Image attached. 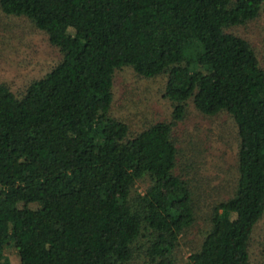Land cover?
Returning a JSON list of instances; mask_svg holds the SVG:
<instances>
[{
  "label": "trees",
  "instance_id": "1",
  "mask_svg": "<svg viewBox=\"0 0 264 264\" xmlns=\"http://www.w3.org/2000/svg\"><path fill=\"white\" fill-rule=\"evenodd\" d=\"M0 11L60 53L21 93L0 82V264H250L264 216V68L230 29L264 0H0ZM123 66L165 76L169 122L132 134L110 115ZM188 103L231 117L237 176L179 261L206 169L179 159L172 137Z\"/></svg>",
  "mask_w": 264,
  "mask_h": 264
},
{
  "label": "rangeland",
  "instance_id": "2",
  "mask_svg": "<svg viewBox=\"0 0 264 264\" xmlns=\"http://www.w3.org/2000/svg\"><path fill=\"white\" fill-rule=\"evenodd\" d=\"M230 30L250 41L264 68V12ZM59 57L58 49L48 43L45 32L37 29L31 21L0 11V82L21 93L29 82L48 72ZM164 83V75L145 78L128 66L117 69L113 76L110 115L126 122L132 134L157 121L169 122L172 104L163 95ZM172 137L181 151L179 159L186 154L195 161L206 163L205 171L201 170L203 179L198 198L203 212L182 236L176 253L181 261L188 256L190 249L199 245L200 231L206 227V211L210 204L227 199L233 191L237 176L238 137L227 113L204 116L191 103L187 104L183 120L173 128ZM192 158L190 163L197 166ZM4 254L11 262L18 261L12 250H6ZM250 264H264V216L252 234Z\"/></svg>",
  "mask_w": 264,
  "mask_h": 264
}]
</instances>
